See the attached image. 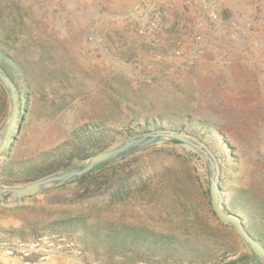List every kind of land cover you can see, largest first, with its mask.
I'll use <instances>...</instances> for the list:
<instances>
[{"label": "rangeland", "instance_id": "rangeland-1", "mask_svg": "<svg viewBox=\"0 0 264 264\" xmlns=\"http://www.w3.org/2000/svg\"><path fill=\"white\" fill-rule=\"evenodd\" d=\"M239 2L225 0L222 16L240 13L254 21L258 46L250 39L229 40L185 0H0V51L18 61L23 73L16 80L24 118L10 136L11 143L16 134L9 158H37L72 143L85 123L109 127L104 139L113 147L125 141L127 124L134 130L149 121L153 131L184 125V132L191 126L202 133L203 121H209L228 146L216 158L200 142L215 160L226 208L233 210L241 194L264 205V34L256 23L264 16L251 15ZM153 15L157 25L151 29L147 20ZM200 30L203 52L188 63ZM10 108L0 82V134ZM105 173L110 179L89 191L69 182L22 199L0 196V238L65 232L110 264H260L214 213L208 166L194 149L162 139ZM121 178L130 189L113 198ZM76 217L89 227L87 235L73 231L70 220ZM252 222L253 232H264L262 220ZM0 264L26 263L0 253Z\"/></svg>", "mask_w": 264, "mask_h": 264}, {"label": "trees", "instance_id": "trees-1", "mask_svg": "<svg viewBox=\"0 0 264 264\" xmlns=\"http://www.w3.org/2000/svg\"><path fill=\"white\" fill-rule=\"evenodd\" d=\"M0 33H2L1 30ZM7 37L3 39L7 40ZM0 66L14 80L19 91L16 79L18 77V74H23L21 64L18 61H15V59L9 53L1 50ZM16 73L18 74L16 75ZM188 119L189 122L190 120H192L197 124H202V121L200 119L193 120L189 117L186 118V120ZM203 122L204 123L202 125H205V127H207V131H204L202 133L200 130H192L191 126H189L186 132H184L181 129L184 125H181L179 129L175 128L174 126H170V128L168 129L157 130L184 132L190 136H193L199 142H204L205 146L210 145L213 151L215 152V157L220 158L223 154V151L227 150L228 148L226 140L224 139L222 134L219 133L218 129L212 122ZM149 124L150 122L147 121L144 125L146 126ZM145 126H141L140 129L133 130L127 124L124 130V134L126 136L125 140L143 135L148 132H153V129H149L148 126ZM110 130L111 129L105 126L103 123H85L80 129L77 130L78 133L73 134L74 141L72 143L64 142V144L60 146L42 152L37 158L29 157L21 160L20 162L9 158V150L13 145L14 141L16 140V134H14L12 136V141L9 147L4 151V153L0 157L2 158V162L0 163V173L9 171L12 178L10 176L5 177V175L3 176L4 173H2L0 176V182L9 186L20 183H30L49 174L61 172L75 164L85 162L92 155L105 149H108L113 144L112 140L110 142H106L104 139V137H106L108 134H111ZM206 135L208 141H202V138ZM172 142L176 141L172 140ZM216 143L218 146L216 145ZM230 157L232 158V155H230ZM124 159L125 157L112 162L100 164L93 170L85 173L79 178L73 180L72 182L82 186L85 191H89L90 186L93 184L101 186L110 179L106 176L105 173L107 168L111 165L121 163V161H123ZM122 179L123 178H121L120 180V185L114 192L113 198H120L122 195H126L129 191L127 189H130L129 187L126 189L124 179ZM64 186L65 185H62L60 187ZM235 199H238V201L235 200L236 202L233 204V210L229 211L238 214L243 220V223L248 232L251 233L256 239H258L264 246V232L256 233L253 232L252 229H250L252 227H256L254 222L252 221L262 220L264 222V205L254 201L253 199L247 196H243L242 194L241 196ZM70 222H72V224L74 222L73 225L71 224L73 231L83 235H87L89 233V227L83 219L76 217L74 218V220H70ZM125 239L126 236H124V241Z\"/></svg>", "mask_w": 264, "mask_h": 264}, {"label": "water", "instance_id": "water-1", "mask_svg": "<svg viewBox=\"0 0 264 264\" xmlns=\"http://www.w3.org/2000/svg\"><path fill=\"white\" fill-rule=\"evenodd\" d=\"M0 82L8 91L11 100L9 118L6 126L0 134L1 157L10 145V136L13 129L16 127V130H19L24 116L23 111L20 112L19 109L20 96L18 88L14 80L2 69L1 66ZM162 139L179 141L194 149L202 157L209 170L208 192L214 213L223 224L231 225L237 231L253 254L259 259L260 264H264L263 244L248 232L241 217L238 214L229 211L225 206V200L223 199L222 192L217 182V168L212 155L203 144L198 142L193 136L184 132L158 130L129 138L118 145L92 155L81 165H73L61 172L49 174L26 185L9 186L0 183V196L7 199H22L42 193L48 189L60 187L93 170L100 164L121 159Z\"/></svg>", "mask_w": 264, "mask_h": 264}, {"label": "built area", "instance_id": "built-area-1", "mask_svg": "<svg viewBox=\"0 0 264 264\" xmlns=\"http://www.w3.org/2000/svg\"><path fill=\"white\" fill-rule=\"evenodd\" d=\"M186 7L198 10L199 16L212 23L215 29H221L224 36L233 42H241L245 39L252 40L254 46H258L256 35L258 34L254 21H246L245 15L236 13L232 16H222L225 10V0H185ZM202 19V20H203ZM257 25L260 33H264V17L258 18ZM149 28L157 25L156 16L147 20ZM202 26V24H199ZM204 30L196 32L193 36L195 45L190 48L186 58L188 63L197 60L203 52ZM172 52V51H171ZM264 68V66H263ZM264 153V149H262ZM0 253L8 258H15L22 263L34 260L49 261L54 258L68 259L73 264H110L99 257L91 256L80 245L78 240L65 232H46L28 240L0 238ZM130 264H146L140 260ZM154 264H183L178 262H159ZM235 264H238L235 262Z\"/></svg>", "mask_w": 264, "mask_h": 264}, {"label": "crops", "instance_id": "crops-1", "mask_svg": "<svg viewBox=\"0 0 264 264\" xmlns=\"http://www.w3.org/2000/svg\"><path fill=\"white\" fill-rule=\"evenodd\" d=\"M240 4L245 6L246 9L248 10V12H250V14L252 13L254 15L255 11H258L259 13H261L262 16H264V0H261V5L258 6V8H256L257 6L255 5V0H239ZM251 14V15H252ZM264 34V33H262ZM235 264V263H233Z\"/></svg>", "mask_w": 264, "mask_h": 264}]
</instances>
